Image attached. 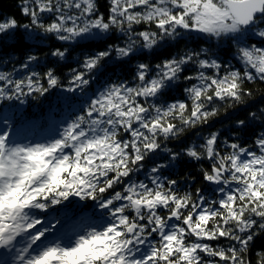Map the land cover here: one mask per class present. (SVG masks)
I'll use <instances>...</instances> for the list:
<instances>
[{
    "label": "snow or ice",
    "instance_id": "6c2138e0",
    "mask_svg": "<svg viewBox=\"0 0 264 264\" xmlns=\"http://www.w3.org/2000/svg\"><path fill=\"white\" fill-rule=\"evenodd\" d=\"M18 8L27 23L0 13V60L27 53L25 74L14 76L15 65L0 71V101L23 104L57 89L78 103L45 142H17L6 121L0 128V264H253L248 254L264 237V125L250 141L223 147L218 132L180 151L163 142L208 124L217 104L244 103L253 95L246 82L264 84V0H19ZM40 33L60 42L47 54L57 62L82 50L66 83L55 69L30 70L41 57L26 41ZM178 38L197 48L137 63L131 80L90 87L110 64L163 55ZM223 45L240 68L212 52ZM256 120L264 121V108L237 120V130ZM161 151L167 164L156 162ZM181 157L209 162L201 176L215 186L212 198L162 177ZM74 198L92 203L78 209L71 231L54 234L41 216ZM89 207L102 210L98 221ZM256 255L264 264V250Z\"/></svg>",
    "mask_w": 264,
    "mask_h": 264
},
{
    "label": "trees",
    "instance_id": "16d2710c",
    "mask_svg": "<svg viewBox=\"0 0 264 264\" xmlns=\"http://www.w3.org/2000/svg\"><path fill=\"white\" fill-rule=\"evenodd\" d=\"M101 4L104 0H100ZM19 0H0V13L5 16H15L20 22L27 23V19L24 18L18 8ZM102 10H104L102 8ZM138 30H141L138 26ZM195 36V33L192 34ZM109 42L120 43V40H114ZM26 43L33 45L32 51L41 57L40 66L35 64L30 66V70H35L41 74L49 68L55 69L56 74L60 76L62 82L67 81L72 68L77 67L76 59H82V50L80 48H74L71 51V55L66 61L57 62L56 58L47 55L51 49L60 46L59 41L47 39L43 33H40L35 37L34 41H26ZM202 47H209L208 44H201ZM228 45H223L222 48H216L212 46V52L220 57V59L226 62L232 68H240L241 65L233 58L230 52L226 49ZM197 48V43L191 39L178 38L176 41H169L164 44L160 49L163 55L153 56L149 52H145L137 58L131 60L127 64H119L118 62L110 64L108 69L104 71L99 82L95 79L91 84L92 89L99 88L106 81L117 82L118 80L128 79L131 80L135 65L140 62L156 64L162 59L169 58L171 56L182 55L186 50ZM89 49L84 48L83 52H87ZM27 53L21 54L20 52L11 53L9 57H4L0 60V71H11L12 66L15 65L17 72L15 75L23 76L25 70L20 68V62H23ZM11 60V63L8 61ZM184 82L180 81L176 88H173L171 95L176 99L183 97ZM245 88L250 89L253 92L251 97H247L245 102L235 107H229L227 104H217L216 107L219 110V114L210 119L206 125L198 126L196 128L188 129L183 133L179 139L164 141V146L172 151H180L193 144H199L204 137H207L212 132H218L220 134L221 147L226 140H233L239 137L242 143L250 141L254 132L262 130L264 121L256 120L250 123V127L247 130H237L236 121L240 119H246L249 112H257L259 115V109L264 108V84L260 83H245ZM63 91L54 89L45 96L27 97L24 99V103L19 101H0V128L4 127L5 121L10 126L12 133L15 132L17 136H21L26 139L35 140L36 142H45L46 139L42 136V133L52 131L53 137L63 127V122L66 121L71 112L74 110L72 105L78 103L74 98L71 101H65V96H71ZM79 94H77L78 96ZM51 129V130H50ZM165 153H161L157 156V163L167 164L168 161L164 158ZM208 161L197 162L188 159L187 157H181L179 160L173 162V167L164 168L162 170V177L172 178L179 181V187L185 191L195 192L196 189H201L203 194L209 198L214 196L212 189L213 185H208L203 181L201 176V168H206ZM152 165L148 164L150 168ZM141 180L146 179V172H140L137 174ZM134 176L133 179H136ZM67 203V202H66ZM91 204V201H78L75 198L73 203L67 208L62 206H53L47 211V213L41 216V219L47 223L49 220L55 224L53 233L61 227L64 231H71L75 224L80 220L83 215L78 209L84 204ZM87 213L93 216L94 220L100 217L102 210L98 208L89 207L85 209ZM60 219L61 224H56V220ZM264 250V237H258L254 242L248 259L255 264L258 259L256 253Z\"/></svg>",
    "mask_w": 264,
    "mask_h": 264
},
{
    "label": "rangeland",
    "instance_id": "374dc122",
    "mask_svg": "<svg viewBox=\"0 0 264 264\" xmlns=\"http://www.w3.org/2000/svg\"><path fill=\"white\" fill-rule=\"evenodd\" d=\"M51 134H52V131H48V132L42 133L41 135L44 136L46 140H48V139L53 137V135H51ZM12 135H13V139H15L17 142H21V143L36 142L35 140L26 139V138H23L21 136H17L15 134V132L12 133ZM99 219H100V217L97 218V221ZM3 252H4V250H0V253H3Z\"/></svg>",
    "mask_w": 264,
    "mask_h": 264
}]
</instances>
